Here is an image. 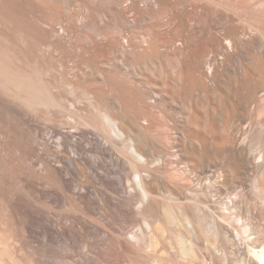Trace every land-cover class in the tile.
<instances>
[{"label": "bare ground", "instance_id": "bare-ground-1", "mask_svg": "<svg viewBox=\"0 0 264 264\" xmlns=\"http://www.w3.org/2000/svg\"><path fill=\"white\" fill-rule=\"evenodd\" d=\"M0 153V264H264V0H0Z\"/></svg>", "mask_w": 264, "mask_h": 264}, {"label": "rangeland", "instance_id": "rangeland-1", "mask_svg": "<svg viewBox=\"0 0 264 264\" xmlns=\"http://www.w3.org/2000/svg\"><path fill=\"white\" fill-rule=\"evenodd\" d=\"M30 154L31 153H0V156L2 155L7 159L11 158L12 160V169L10 170L6 167L5 164L3 165V162L0 160V180H7L10 186V198L12 202L11 215L14 223L9 228V232L14 235V237L18 233L23 234L25 230L23 222L26 219V210L28 205L30 204V192L28 183H26V167L29 163ZM39 169V165H37L36 170ZM32 205L36 216H38L40 205L37 202H34ZM2 218L3 216L0 212V231L4 232L6 231V228L3 224ZM133 224H131L132 226L130 225L129 227L130 235H133L134 233V235H138V237H142L145 239L148 234V230H146L145 224L142 222L139 223L138 221L135 222V225ZM158 250L160 254H163L165 248L163 245H161L159 246ZM12 252L13 260L10 264H32L31 257L27 253L25 254V252H22L21 246L18 243H13Z\"/></svg>", "mask_w": 264, "mask_h": 264}]
</instances>
